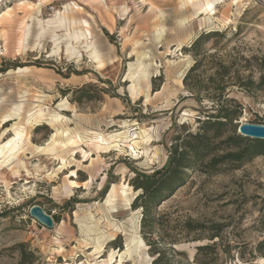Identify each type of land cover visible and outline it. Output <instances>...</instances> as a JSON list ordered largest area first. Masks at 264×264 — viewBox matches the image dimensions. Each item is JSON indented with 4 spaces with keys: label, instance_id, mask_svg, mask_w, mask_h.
I'll list each match as a JSON object with an SVG mask.
<instances>
[{
    "label": "rangeland",
    "instance_id": "rangeland-1",
    "mask_svg": "<svg viewBox=\"0 0 264 264\" xmlns=\"http://www.w3.org/2000/svg\"><path fill=\"white\" fill-rule=\"evenodd\" d=\"M210 4L212 10L200 12ZM210 32L218 33L199 52L211 58L191 83L210 92L223 64L232 77L257 85L264 0H0V148L14 139L22 148L0 155V264H155L131 182L167 163L175 122L198 129L199 103L183 80L200 60L189 48ZM227 88L242 105L234 123L264 125V90ZM40 108L43 120L30 127ZM15 129L25 131L22 140ZM68 137L78 143L65 146ZM101 139L112 144L95 148ZM70 179L80 186L73 189ZM114 185L131 189L112 211L106 200ZM35 205L55 218L52 229L30 216ZM158 211L152 240L161 250L177 240L184 252L166 251L164 263L197 264V246L213 243V223L224 225L221 238L200 260L264 263L254 256L264 239V156L213 176L192 174ZM189 220L205 229L187 233ZM199 236L205 239L194 241ZM134 239L143 241L139 254L121 261ZM21 244L33 254L25 262Z\"/></svg>",
    "mask_w": 264,
    "mask_h": 264
},
{
    "label": "trees",
    "instance_id": "trees-1",
    "mask_svg": "<svg viewBox=\"0 0 264 264\" xmlns=\"http://www.w3.org/2000/svg\"><path fill=\"white\" fill-rule=\"evenodd\" d=\"M215 33L218 32L202 34L191 45L189 51L194 52L195 57H200V60H197L183 80L186 90L199 103L197 111L200 115L196 119L197 123H199L198 129L193 131L190 124H178L175 122L172 126L173 136L169 146L167 163L150 175L137 173L131 182L135 191L139 192L132 206L134 210H142L141 226L143 238L151 247L152 254L157 256L155 264H169L164 263L166 251L176 255L184 254V252L179 250L177 240L164 243L166 250H161L164 246H160V243L152 240V234L155 230L153 225L157 220H161L158 207L162 202L171 198L180 188L185 186L192 174L202 173L213 176L225 170L239 169L254 158L264 156V140L246 138L237 133V127L239 128V126L234 122L241 113L242 105L237 104L235 98L230 97V92L227 91V86L232 83L238 84L247 93L252 92L251 87H255V90L263 91L264 62L259 64V69L263 74H261L257 85L252 80L241 82L239 76L232 77L229 66L223 64L217 70L216 77L212 76L210 79L216 85L210 92H206L198 81H195L194 84L191 83L193 72L197 68L202 67L207 58H211V56L207 55V52L201 54L199 48ZM205 97L212 99L214 102L210 108H206L203 105L202 100ZM204 116L207 118L203 120L201 117ZM53 219L55 221V218ZM149 222L153 223L148 225ZM150 226L153 227L148 232L150 236H147L148 234L145 231ZM205 226L189 220L185 223V231L187 233L202 231ZM223 227L224 225L219 223H213L209 226L211 234L208 239L213 243L197 246L196 259L194 260L197 264H209L204 260H200L199 257L204 252L217 248V243L221 238L220 231ZM204 239V237L199 236L194 241ZM216 239L218 240L217 242L215 241ZM19 248L22 249V262L26 261L29 254L33 255L31 252L28 253L24 250V244L19 245ZM255 255L264 259V239L257 243ZM182 264H190V262L187 261Z\"/></svg>",
    "mask_w": 264,
    "mask_h": 264
},
{
    "label": "bare ground",
    "instance_id": "bare-ground-1",
    "mask_svg": "<svg viewBox=\"0 0 264 264\" xmlns=\"http://www.w3.org/2000/svg\"><path fill=\"white\" fill-rule=\"evenodd\" d=\"M240 1V0H239ZM212 7H213V4H210V5H208V6H206L205 8H203L200 12L201 13H203V12H208V11H210V10H212ZM210 18V17H209ZM208 19V18H207ZM211 19V18H210ZM209 20V19H208ZM71 36V35H70ZM78 36H74L73 35V39L74 40H78ZM94 52L96 53H94L96 56H98V51L94 48ZM182 82V81H181ZM20 109H21V107H20ZM44 111H43V109L42 108H40L39 110H37L32 116H31V118L29 119V121H28V124H30V127L33 125V123L35 124V122H40V121H42L43 120V118H44ZM57 119H60L59 117H57ZM69 131V130H68ZM15 132H16V136H17V138L19 139V140H22L23 139V137H24V132L25 131H20V130H17V129H15ZM65 133V132H64ZM68 134V133H67ZM123 134V133H122ZM126 134V133H125ZM63 133H61V135H60V137L62 136L63 137ZM124 135V134H123ZM125 136V135H124ZM123 136V137H124ZM117 137H119V136H115V138H114V140L117 138ZM69 138V137H68ZM77 138V137H76ZM122 138V137H121ZM125 138V137H124ZM113 140V137H111L110 138V140ZM111 140V141H112ZM113 140V141H114ZM117 140V139H116ZM53 143L55 144V139L53 138ZM101 142H94V147L95 148H97V149H99V148H101V149H103V148H105V149H107V148H109L110 147V145L112 144V142H110L109 143V140H104V139H101L100 140ZM91 142V141H90ZM78 143V141L76 140V139H74V138H69L68 140H67V142H65V146H68V145H71V146H73V145H76ZM13 144V146H11V147H4L3 146V148H0V155H2L3 154V151L4 150H6V149H8L9 151V153H11V154H13L16 150H18V151H20L22 148L20 147V145L17 143V142H15V139L14 140H12L11 141V143H10V145H12ZM138 144V141H135L134 142V145H137ZM50 147H51V145H49ZM64 146V147H65ZM53 148H50V150L51 149H54V146H52ZM52 151V150H51ZM73 173V175H72V177L71 178H73V176H75L76 177V175H77V172L76 171H73L72 172ZM70 182H71V187L73 188V189H75V188H78L80 185H79V183L77 182V181H74L73 179H70ZM120 189H119V191L117 190V187L114 185L113 186V188H112V190H111V192H110V194L108 195V197H107V200H106V203L112 208V211H113V208L115 207V203L118 201V200H121V202L123 201V203L124 202H127V197H128V190H130L131 188H129V186H125V185H122V187H119ZM132 198V197H131ZM130 199V198H129ZM96 227V226H95ZM101 234V233H100ZM99 234V235H100ZM106 235V234H105ZM104 237H102L101 239H103ZM106 238V237H105ZM99 239H100V237L98 238V242H100L99 241ZM108 239V238H107ZM113 240H115V237L113 236V237H110V240H107V242H112ZM106 243V242H105ZM132 246L130 245V244H128L127 245V247H126V250H125V252L123 251V253L120 255V259H121V261H122V259L125 257V256H129V257H131L133 254H139V251L141 250V245L143 244V241H140V240H133L132 241ZM119 253H121V252H119ZM140 258V257H139ZM111 259H113V256H111ZM120 261V262H121ZM111 264V263H110Z\"/></svg>",
    "mask_w": 264,
    "mask_h": 264
},
{
    "label": "water",
    "instance_id": "water-1",
    "mask_svg": "<svg viewBox=\"0 0 264 264\" xmlns=\"http://www.w3.org/2000/svg\"><path fill=\"white\" fill-rule=\"evenodd\" d=\"M238 133L246 138L264 140V125L243 123L239 126ZM30 216L48 229H52L55 225L53 217L47 214L41 206H33L30 209Z\"/></svg>",
    "mask_w": 264,
    "mask_h": 264
}]
</instances>
